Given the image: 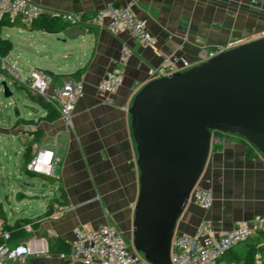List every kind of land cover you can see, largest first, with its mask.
<instances>
[{
	"label": "crops",
	"instance_id": "obj_1",
	"mask_svg": "<svg viewBox=\"0 0 264 264\" xmlns=\"http://www.w3.org/2000/svg\"><path fill=\"white\" fill-rule=\"evenodd\" d=\"M33 1L58 12L86 13L111 4L132 3L136 15L146 21L155 37L154 45L146 47L126 32L74 26L61 19L54 22L53 32L25 26L20 21L13 25L7 18L0 22V36L12 44L7 57L17 55L25 72L39 68L53 74L55 85L69 78L80 79L85 85L70 130L58 112L44 105L48 104L45 100L27 91L37 106L30 108L28 117L19 114L9 133L0 131V155L5 149L8 160L9 149L1 144L9 136H16L21 142L22 164L28 165L43 147L54 148L62 158L53 176L27 168V173L40 176L41 182L26 184L32 188L48 187L49 193L23 188L25 194L18 196L17 212H8L0 201V224L15 230L18 226L11 244L30 247L31 264H81L61 257L69 252L79 228L111 225L132 245L140 171L129 108L137 93L156 78L154 71L172 54L184 56L195 66L201 64L202 49L261 38L264 0ZM15 26L17 41L11 38ZM124 48L130 52L122 64L124 83L115 94H101L99 86ZM27 150L29 161L25 159ZM200 185L212 189L214 204L205 210L192 200L178 234L194 235L203 224L216 233L241 222L254 227L255 218L264 216V155L259 152L250 157L237 136L214 137ZM56 205L66 208L59 216L54 215ZM24 224L31 229H23ZM58 241L65 248L53 250ZM260 246H264V239L254 233L224 259L228 264H246L251 250Z\"/></svg>",
	"mask_w": 264,
	"mask_h": 264
},
{
	"label": "water",
	"instance_id": "obj_2",
	"mask_svg": "<svg viewBox=\"0 0 264 264\" xmlns=\"http://www.w3.org/2000/svg\"><path fill=\"white\" fill-rule=\"evenodd\" d=\"M2 84L11 97L7 81ZM129 113L140 171L133 249L149 264H174L173 241L214 132L239 135L264 155V37L151 80Z\"/></svg>",
	"mask_w": 264,
	"mask_h": 264
},
{
	"label": "built area",
	"instance_id": "obj_3",
	"mask_svg": "<svg viewBox=\"0 0 264 264\" xmlns=\"http://www.w3.org/2000/svg\"><path fill=\"white\" fill-rule=\"evenodd\" d=\"M3 16L11 21L20 20L25 26H32L46 16L61 19L69 25L107 28L112 33L126 32L146 47L155 43V37L148 29L146 21L136 15L132 3L111 4L98 11L86 13L58 12L44 8L33 0H0V18ZM247 42L241 39L226 46L202 49L199 53L200 62L203 63L225 50ZM129 54V49L122 50L119 60L107 72L99 86L101 94H115L119 91L124 83L122 64ZM192 66L193 64L184 56L172 54L164 65L154 71V75L156 78L169 76ZM0 79L10 80L17 88L40 96L59 113L67 128L69 130L72 128L76 103L85 94V85L82 80L69 78L62 84L55 85L53 74L39 68L25 72L17 59L12 60L1 54ZM61 160V156L54 148L43 147L34 155L27 168L35 173L53 176L55 166ZM192 200L202 209H209L214 204L213 191L211 188L197 185L192 191L190 202ZM65 209L64 206L56 205L54 215H61ZM255 222L254 227L241 222L230 230L220 233H216L209 225L203 224L194 235L178 234L173 241L172 262L174 264H228L224 260L228 252L248 241L254 233L264 231V216H257ZM23 229L30 230L31 226L24 224ZM0 236L2 237L0 264L17 262L31 264L29 262L31 248L23 244L12 245V232L4 224H0ZM261 248L262 246L258 247L255 252L256 264H264V251ZM61 257H68L72 262L81 264H149L129 245L123 233L111 225H103L98 229L79 228L69 252L61 254Z\"/></svg>",
	"mask_w": 264,
	"mask_h": 264
},
{
	"label": "rangeland",
	"instance_id": "obj_4",
	"mask_svg": "<svg viewBox=\"0 0 264 264\" xmlns=\"http://www.w3.org/2000/svg\"><path fill=\"white\" fill-rule=\"evenodd\" d=\"M13 31L14 34H11V38L17 41V26L14 27ZM16 56L11 59L15 60ZM3 81V79H0V125L11 128L17 124V116L19 114L23 117H28L30 108L36 107L37 103L33 102L31 97L27 95L26 92L28 90L17 88L10 80H7V83L12 96L6 97L2 86ZM13 133L17 132L14 131ZM1 145L9 149L10 160L6 156L7 152L3 149L0 155V201L8 212H17L18 196L21 193L25 194L22 189L28 190L32 188L26 184V181L38 183L41 182V177L27 173V163L24 162L22 164V145L16 136L12 138L9 136L7 141H3ZM32 189L37 193L39 191L49 193L48 187L44 189L42 186H35Z\"/></svg>",
	"mask_w": 264,
	"mask_h": 264
},
{
	"label": "trees",
	"instance_id": "obj_5",
	"mask_svg": "<svg viewBox=\"0 0 264 264\" xmlns=\"http://www.w3.org/2000/svg\"><path fill=\"white\" fill-rule=\"evenodd\" d=\"M5 18L8 19V17L3 16L0 22H3L5 20ZM9 21H10L11 24L17 25V23H19L20 20H14V21L9 20ZM55 21H56L55 18H49V17L45 16V17H42L38 22L34 23V27H36L38 29L45 30V31L53 32L54 31L53 24H54ZM11 47H12L11 42L9 40H7V39H3L0 36V49H1L0 50V54L3 55V56H7V54L9 53V51L11 49ZM44 105L46 107H51L49 104H44ZM0 131L2 133H9L10 132L9 128H6V127H4L2 125H0ZM221 134L234 135V134L222 133V132L216 131V132H214V137L217 136V135H221ZM234 136H237L238 138H240L244 142V144L246 145L247 154L250 157H254V156H257L259 154V151L252 144H250L245 138H243V137H241L239 135H234ZM218 147H220V146L218 145L217 148ZM25 159H27L28 161L30 160L28 158V150L25 153ZM6 228L11 230L12 237L14 238L15 231H17L18 226L16 227V230H15V228H12L10 226H7ZM260 236H261L262 239H264V231L260 232ZM1 243H2V237L0 236V244ZM58 244H59L58 246H56V245L52 246L53 247L52 249L54 250L56 247H58L60 249L65 248L64 244L61 243V241H58ZM261 249L264 250V246H262ZM256 250H257L256 248L251 250L248 258L246 259V264H254L255 263L254 256H255Z\"/></svg>",
	"mask_w": 264,
	"mask_h": 264
}]
</instances>
